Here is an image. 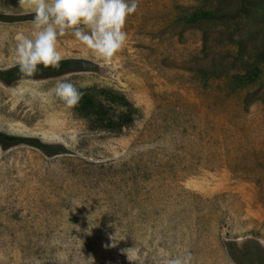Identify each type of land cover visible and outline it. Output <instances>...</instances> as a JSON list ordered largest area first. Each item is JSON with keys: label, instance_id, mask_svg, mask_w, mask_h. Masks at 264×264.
Instances as JSON below:
<instances>
[{"label": "rangeland", "instance_id": "374dc122", "mask_svg": "<svg viewBox=\"0 0 264 264\" xmlns=\"http://www.w3.org/2000/svg\"><path fill=\"white\" fill-rule=\"evenodd\" d=\"M262 12L261 0H138L111 64L69 33L58 42L69 71L0 82V132L63 148L0 144V264L187 253L235 264L226 242L264 249ZM33 20L0 0V70L18 66ZM61 80L104 102L123 96L132 122L107 129L76 115L53 93Z\"/></svg>", "mask_w": 264, "mask_h": 264}, {"label": "clouds", "instance_id": "9594fccd", "mask_svg": "<svg viewBox=\"0 0 264 264\" xmlns=\"http://www.w3.org/2000/svg\"><path fill=\"white\" fill-rule=\"evenodd\" d=\"M19 4L34 13L33 31L20 35L16 44L15 63L27 77L41 66L60 67L65 57L59 38L69 33L98 60L111 64L126 47V22L138 9V0H19ZM53 93L69 108L83 96L71 80L58 81ZM166 264H192L191 253L169 258Z\"/></svg>", "mask_w": 264, "mask_h": 264}, {"label": "trees", "instance_id": "16d2710c", "mask_svg": "<svg viewBox=\"0 0 264 264\" xmlns=\"http://www.w3.org/2000/svg\"><path fill=\"white\" fill-rule=\"evenodd\" d=\"M261 2L264 3V0ZM263 15L264 12L261 13L262 17ZM72 64L73 62L70 60H63L58 69L41 66L37 74H63L69 71ZM21 78H27V76L19 71L18 66L13 69L0 70V82L2 83L9 84ZM109 95L112 98L104 102L91 94L83 93L79 104L72 109L76 115L87 119L97 127L120 130L132 122V106L123 96L111 93ZM114 106L126 107V110L117 112L114 110ZM22 143L51 154H59L63 149L61 146L43 144L35 138H22L0 132V144L3 147L8 148ZM225 248L235 264H264V249L254 242L239 246L237 243L229 241L225 243Z\"/></svg>", "mask_w": 264, "mask_h": 264}, {"label": "bare ground", "instance_id": "6f19581e", "mask_svg": "<svg viewBox=\"0 0 264 264\" xmlns=\"http://www.w3.org/2000/svg\"><path fill=\"white\" fill-rule=\"evenodd\" d=\"M238 236H240V235H238ZM242 236V235H241Z\"/></svg>", "mask_w": 264, "mask_h": 264}]
</instances>
